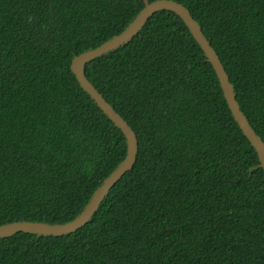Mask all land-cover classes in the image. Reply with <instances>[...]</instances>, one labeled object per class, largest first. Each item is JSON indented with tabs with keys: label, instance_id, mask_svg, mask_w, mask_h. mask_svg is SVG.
Returning a JSON list of instances; mask_svg holds the SVG:
<instances>
[{
	"label": "trees",
	"instance_id": "16d2710c",
	"mask_svg": "<svg viewBox=\"0 0 264 264\" xmlns=\"http://www.w3.org/2000/svg\"><path fill=\"white\" fill-rule=\"evenodd\" d=\"M177 1L264 140V0ZM143 7L0 0V224L73 220L125 158L124 133L71 62ZM85 72L136 132V162L77 231L0 237V264H264V169L183 19L157 11Z\"/></svg>",
	"mask_w": 264,
	"mask_h": 264
},
{
	"label": "water",
	"instance_id": "95a60500",
	"mask_svg": "<svg viewBox=\"0 0 264 264\" xmlns=\"http://www.w3.org/2000/svg\"><path fill=\"white\" fill-rule=\"evenodd\" d=\"M165 9L175 12L183 19L194 38L205 52L208 60L211 62L217 73L224 96L235 120L238 122L245 136L252 143L258 153L260 163L257 166H254V168L262 167L264 169V140L255 131L246 114L241 109L239 101L236 98L234 85L230 81V77L216 49L203 32L198 20L194 18L187 6L177 0H144V7L122 32L103 42L101 45L74 56L71 62V69L76 75L80 85L88 94H90L102 111L124 133L127 141V154L125 158L117 168L104 179L102 184L92 194L84 210L73 220L66 223L55 224L29 220L8 222L0 224V237L10 236L20 231L37 233L39 235L57 236L77 231V229L90 221L91 217L99 208L100 203L118 180H120L127 171L133 168L139 151L136 132L127 120L121 116L114 106L90 81L85 72V65L92 59L129 42L146 25L147 21L154 13Z\"/></svg>",
	"mask_w": 264,
	"mask_h": 264
}]
</instances>
